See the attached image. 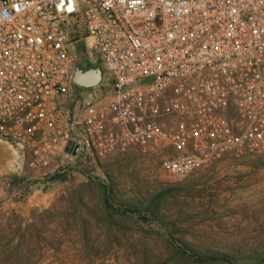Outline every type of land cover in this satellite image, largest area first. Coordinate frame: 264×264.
<instances>
[{
  "label": "built area",
  "instance_id": "built-area-1",
  "mask_svg": "<svg viewBox=\"0 0 264 264\" xmlns=\"http://www.w3.org/2000/svg\"><path fill=\"white\" fill-rule=\"evenodd\" d=\"M82 42L107 98L74 82ZM2 140L38 172L135 153L185 178L264 158V0H0Z\"/></svg>",
  "mask_w": 264,
  "mask_h": 264
},
{
  "label": "rangeland",
  "instance_id": "rangeland-1",
  "mask_svg": "<svg viewBox=\"0 0 264 264\" xmlns=\"http://www.w3.org/2000/svg\"><path fill=\"white\" fill-rule=\"evenodd\" d=\"M72 51L85 70L102 71L95 91L107 98L100 55L88 59L85 42ZM60 169L32 170L0 141V264H227L196 263L179 244L264 264V158L224 160L185 178L135 153ZM15 178L26 181L11 192Z\"/></svg>",
  "mask_w": 264,
  "mask_h": 264
},
{
  "label": "trees",
  "instance_id": "trees-1",
  "mask_svg": "<svg viewBox=\"0 0 264 264\" xmlns=\"http://www.w3.org/2000/svg\"><path fill=\"white\" fill-rule=\"evenodd\" d=\"M61 172H63V169H59L56 173L60 174ZM14 180H17L19 182L16 183V186L14 183H11V192L14 191V189L22 186V184L25 183L26 180L24 179H17L15 178ZM52 181H62V179L58 176H54L53 180ZM20 185V186H19ZM23 188V186H22ZM22 188H20L19 190L20 191H25L26 192V189L28 188H25V190H22ZM108 203V202H106ZM129 213H135V212H132V211H128ZM138 215H141L140 212H137ZM149 214V213H147ZM177 249L179 252H181L182 254L186 255L189 259L193 260L194 262L196 263H208V262H223V263H227V264H231L232 261H231V258H229L227 255H224V254H218V253H211V254H202L196 250H193L187 246H184V245H178L177 246Z\"/></svg>",
  "mask_w": 264,
  "mask_h": 264
},
{
  "label": "water",
  "instance_id": "water-1",
  "mask_svg": "<svg viewBox=\"0 0 264 264\" xmlns=\"http://www.w3.org/2000/svg\"><path fill=\"white\" fill-rule=\"evenodd\" d=\"M75 84L79 87L85 88V89H95L101 86L103 82V75L102 71L98 68H91L88 71H84L82 69H78L75 77ZM73 145L71 142L69 146ZM78 146L76 145L73 155L76 156L78 151ZM69 148L67 149V152H69Z\"/></svg>",
  "mask_w": 264,
  "mask_h": 264
},
{
  "label": "flooded vegetation",
  "instance_id": "flooded-vegetation-1",
  "mask_svg": "<svg viewBox=\"0 0 264 264\" xmlns=\"http://www.w3.org/2000/svg\"><path fill=\"white\" fill-rule=\"evenodd\" d=\"M79 66H80L81 69H84L83 66H82L81 64H79ZM84 70H85V69H84ZM85 71H87V70H85Z\"/></svg>",
  "mask_w": 264,
  "mask_h": 264
}]
</instances>
